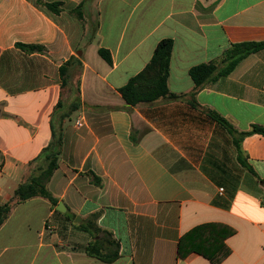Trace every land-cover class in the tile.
Listing matches in <instances>:
<instances>
[{
  "label": "crops",
  "instance_id": "crops-1",
  "mask_svg": "<svg viewBox=\"0 0 264 264\" xmlns=\"http://www.w3.org/2000/svg\"><path fill=\"white\" fill-rule=\"evenodd\" d=\"M79 6L82 20L71 14ZM164 39L173 42L168 89L187 96L129 107L119 90ZM248 41H264V0H0V205L51 141L57 103L63 114L76 105L47 185L56 206L34 198L11 211L0 264H210L195 252L178 257L179 241L203 225L234 231L220 264H264V135L241 141L250 172L208 115L239 132L264 127V49L205 85L196 107L187 101L191 68ZM72 57L82 64L78 93L61 88L59 69ZM90 222L102 230L96 240L118 244L114 262L85 254L93 238L75 225Z\"/></svg>",
  "mask_w": 264,
  "mask_h": 264
},
{
  "label": "trees",
  "instance_id": "trees-1",
  "mask_svg": "<svg viewBox=\"0 0 264 264\" xmlns=\"http://www.w3.org/2000/svg\"><path fill=\"white\" fill-rule=\"evenodd\" d=\"M45 7L53 13L59 11L57 4H46ZM71 14L79 20H82V12L80 6L71 11ZM24 51L39 50L37 46H19ZM173 42L170 39L161 40L144 69L131 78L128 83L119 90L122 99L129 107L138 105L152 104L165 100L185 99L187 95H176L169 91L167 79L169 74V63ZM264 49V41L241 42L232 44L223 54L220 63L210 62L197 65L190 69L189 75L194 83V89L190 94L191 99H187L189 104L196 107L194 96L205 85L214 83L218 78L227 76L235 67L248 56L255 54ZM99 55L108 64H111V58L107 51L99 50ZM82 69L81 62L76 58H70L60 69L61 88L75 87L76 92L79 90V81L73 82ZM76 110V105L73 104L65 114H63L62 102L59 101L54 108L51 116V141L41 151L40 155L29 163V169L23 176L13 192L12 197L6 203L0 205V227L8 219L11 211L21 203L34 198H42L47 200L52 206H56L57 200L48 191L47 185L58 168L59 158L62 148V132L66 121L70 120V116ZM209 117L224 127L230 136L237 152L238 162L250 172L252 168L246 163L245 156L241 149V141L243 138L253 135H264V127L253 126L249 131L239 132L226 119L216 114L208 112ZM137 142V139L135 140ZM96 215H92L90 219H96ZM89 226L79 224L75 225L81 231L88 232L93 241L85 248L84 252L87 256L101 260L105 263L114 262L117 257L118 244L110 237H99L102 230L96 227L92 222ZM213 229H220L221 234L218 236L217 243H214ZM211 230V231H210ZM234 231L226 226L203 225L195 228L193 231L186 234L178 244V257L183 259L187 254L195 252L205 259L210 264H220L223 262L230 251L224 244V240L231 236ZM107 235V233H105ZM108 236V235H107ZM209 236V238H208ZM114 249V250H113Z\"/></svg>",
  "mask_w": 264,
  "mask_h": 264
},
{
  "label": "built area",
  "instance_id": "built-area-1",
  "mask_svg": "<svg viewBox=\"0 0 264 264\" xmlns=\"http://www.w3.org/2000/svg\"><path fill=\"white\" fill-rule=\"evenodd\" d=\"M82 123H83V121L81 118L77 119V121L75 122V127H77V128L81 127ZM220 191H222V189H220Z\"/></svg>",
  "mask_w": 264,
  "mask_h": 264
},
{
  "label": "water",
  "instance_id": "water-1",
  "mask_svg": "<svg viewBox=\"0 0 264 264\" xmlns=\"http://www.w3.org/2000/svg\"><path fill=\"white\" fill-rule=\"evenodd\" d=\"M61 206H63V205L60 203V204L56 207V211L63 213V212H65V211H63V210L61 209Z\"/></svg>",
  "mask_w": 264,
  "mask_h": 264
},
{
  "label": "rangeland",
  "instance_id": "rangeland-1",
  "mask_svg": "<svg viewBox=\"0 0 264 264\" xmlns=\"http://www.w3.org/2000/svg\"><path fill=\"white\" fill-rule=\"evenodd\" d=\"M83 225H84V223H83Z\"/></svg>",
  "mask_w": 264,
  "mask_h": 264
}]
</instances>
